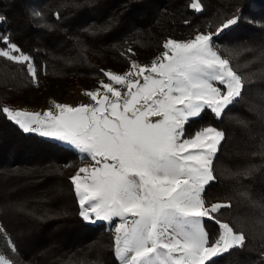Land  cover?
Listing matches in <instances>:
<instances>
[{
	"label": "trees",
	"instance_id": "16d2710c",
	"mask_svg": "<svg viewBox=\"0 0 264 264\" xmlns=\"http://www.w3.org/2000/svg\"><path fill=\"white\" fill-rule=\"evenodd\" d=\"M189 3L0 0V15L6 17L0 32L10 34L11 41L47 71L46 75L37 72V86L23 66L0 58V109L31 91L40 98L45 93L42 82L73 86L105 79L101 70L128 65L132 55L121 53L130 47L157 53L168 37L198 28L216 30L235 7L241 8L240 22L213 40L248 82L220 118L205 109L193 121L191 132L206 122L223 131L224 140L213 161L215 180L205 186L204 198L207 204L230 202L231 208H222L217 216L245 235L243 247L229 249L206 264H264V0H201L199 13ZM33 12L42 16L34 17ZM78 159L72 147L26 133L0 111V222L16 248L14 264H118L111 233L103 250V232L75 212L78 201L69 171ZM251 165L256 168L249 175H235ZM13 222L19 224L22 243ZM218 230L215 223L209 234ZM30 233L32 237L27 236ZM74 236L81 239L72 244Z\"/></svg>",
	"mask_w": 264,
	"mask_h": 264
},
{
	"label": "snow or ice",
	"instance_id": "6c2138e0",
	"mask_svg": "<svg viewBox=\"0 0 264 264\" xmlns=\"http://www.w3.org/2000/svg\"><path fill=\"white\" fill-rule=\"evenodd\" d=\"M189 6L197 13L203 11L201 0H190ZM5 20L0 15V23ZM240 20L237 8L215 33L197 34L186 42L167 39L164 51L150 65L129 60L123 74L101 70L108 82L101 80L95 91L84 93L94 105L57 103L55 113L43 114L0 109L24 132L66 142L94 162L80 167L70 181L84 222L111 225L118 218L112 230L120 264H206L245 244L243 232H235L214 215L231 208V203L206 204L203 196L205 186L215 180L213 160L224 133L206 126L185 136L189 119L199 117L206 108L220 118L241 97L248 77L234 70L214 48L213 40V35ZM121 55L135 53L128 49ZM0 58L23 66L37 86V72L47 74L46 66H37L8 33L0 32ZM116 86L127 91L122 93ZM255 168L251 165L235 175L247 176ZM205 219L218 225L214 239L204 228ZM0 233L15 252L2 224ZM0 264L13 262L0 254Z\"/></svg>",
	"mask_w": 264,
	"mask_h": 264
},
{
	"label": "rangeland",
	"instance_id": "374dc122",
	"mask_svg": "<svg viewBox=\"0 0 264 264\" xmlns=\"http://www.w3.org/2000/svg\"><path fill=\"white\" fill-rule=\"evenodd\" d=\"M210 1L214 3L216 0H210ZM236 10H237V7H235L234 11L231 10L232 11V12H230V13H232L231 15H233L236 12ZM239 10H241V8H239ZM241 14H242V12H240V16H241ZM215 31L216 30H203L201 28H198L194 33H184L182 35H176V36L172 35V36L168 37L167 39H172V40H175V41H184V42H186L188 40L193 39L195 37V35H197V34H201V33L207 34L209 32L215 33ZM214 36L215 35H213V37ZM214 48L219 52V54L223 58L229 59L228 57L225 56V54H223V52L221 51L220 47L215 42H214ZM130 49L132 50V52L135 53V55L130 57L131 59L130 58L129 59L130 60H135L137 63H139L141 65H150L152 60L157 58V57H159L162 54V52L164 51V49L162 48L157 53L156 52H154V53L153 52L152 53H146L145 51L136 49L133 46L130 47ZM128 68H129V63L124 68H118L116 65H114L113 67L112 66L111 67H107L105 71H112V72H114L116 74H123L124 72H126L128 70ZM101 80H104L105 83L108 82L106 80V78L105 79H100L98 81H93V82H89V81L88 82H81V83H77L76 85H73V86H60V85L57 86V85H54L52 82H42L45 85V93L43 95H41L40 98H37L36 92L31 91V92L26 93V95L22 99L13 101V102L7 104L5 107H8V108H10L12 110H23V111L32 112V113L39 112V113L43 114L44 112L49 111V110H51V111H53L55 113L56 112L55 104H57V103L64 104V105H69V106H72V107H76V106H79L81 104H83V105H94V101H92L89 97L84 95V93L86 91H95L99 87ZM217 86H220V85H217ZM116 87H118L121 90L122 93H125L127 91L126 88H120V86H116ZM101 91L103 92V90H101ZM207 110L209 111V113H208L209 115H210V113L213 114L209 109H207ZM197 118L198 117L191 118L185 124V136H191L195 131H197L198 129H200L202 127H206V126H212V127L217 128L218 130L222 131L214 123L206 122L205 124L201 125L198 129H195L194 131L191 132V127L194 126L193 125L194 124L193 121L195 119H197ZM33 133H37V132H33ZM43 137L49 138V139L54 140V141H56L58 143H61V144L66 145V146H70L73 149H75L73 146L69 145L68 143L59 141V140H57V139H55L53 137H47V136H43ZM76 151L79 153L80 159L77 160L78 161L77 164L71 166L70 171H69V172H71V177L76 174V172L78 171V169L80 167L92 166L94 164V162L85 160L86 154H82L78 150H76ZM213 172H214V169H213ZM60 188H62V187H60ZM73 189H74V187H73ZM74 193H75V191H74ZM203 196H204V193H203ZM60 197L61 196L58 195L57 199H59ZM67 199H68L67 196L64 197V200L66 202V204H64L65 207H68ZM76 199L78 201V197L77 196H76ZM77 204H78V209L75 207V212L79 211V213H80L79 202ZM68 209H69V213H70V211H71L70 203H69V208ZM214 215L216 217H218L217 213H215ZM221 221L222 222H226L224 220H221ZM116 223H118V218H114L111 225L107 221H96L95 223H90V224H92V225H96L97 224V228L101 231V233L103 232L102 233V238H101L102 245H103L102 246L103 250H104V244L107 243L106 237L107 238L109 237V235H107V234L111 233L110 234V236H111V241L110 242L112 244L113 254L115 256V259H116L117 263L120 264L118 258L115 255V252H114V231L112 230V227ZM226 223H228V222H226ZM0 224H1V222H0ZM12 225H14L13 226L14 227L13 231L15 233V236L18 237V235H20L19 234V229H18L19 224L13 222ZM212 226H215V222L214 221L207 220V219L204 220V228L208 232V234L210 233L209 232V227L211 228ZM219 231L220 230H218V232L216 231V233L212 234V235L209 234L210 240L214 239L219 234ZM237 233H239V232H237ZM27 236H31L32 237L33 234L30 233ZM1 237H3L2 240H1ZM18 239H20V238L18 237ZM79 239H81V238L74 236L73 237V241H71V243L74 244L75 241H77ZM20 241H21V243L23 242L21 239H20ZM109 246H110V244H109ZM24 251H25V247H24ZM4 252H5V254H4ZM0 254H2L4 257L8 258L12 262H13L12 258L18 256L16 251L13 252L11 250V246L7 243L6 239L4 238V233H0Z\"/></svg>",
	"mask_w": 264,
	"mask_h": 264
}]
</instances>
